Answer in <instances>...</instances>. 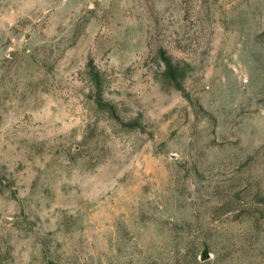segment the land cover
<instances>
[{
	"label": "rangeland",
	"instance_id": "rangeland-1",
	"mask_svg": "<svg viewBox=\"0 0 264 264\" xmlns=\"http://www.w3.org/2000/svg\"><path fill=\"white\" fill-rule=\"evenodd\" d=\"M0 264H264V0H0Z\"/></svg>",
	"mask_w": 264,
	"mask_h": 264
},
{
	"label": "water",
	"instance_id": "water-1",
	"mask_svg": "<svg viewBox=\"0 0 264 264\" xmlns=\"http://www.w3.org/2000/svg\"><path fill=\"white\" fill-rule=\"evenodd\" d=\"M211 257H212V255L209 252V248L206 246L200 255V259H201V261H207V260L211 259Z\"/></svg>",
	"mask_w": 264,
	"mask_h": 264
}]
</instances>
